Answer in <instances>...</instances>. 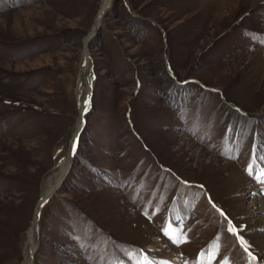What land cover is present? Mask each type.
I'll return each instance as SVG.
<instances>
[{"label": "rangeland", "instance_id": "1", "mask_svg": "<svg viewBox=\"0 0 264 264\" xmlns=\"http://www.w3.org/2000/svg\"><path fill=\"white\" fill-rule=\"evenodd\" d=\"M101 2L0 0V264L22 263L83 102L32 264H194L217 240L214 264H249L229 220L262 264L264 0H110L91 33Z\"/></svg>", "mask_w": 264, "mask_h": 264}, {"label": "bare ground", "instance_id": "2", "mask_svg": "<svg viewBox=\"0 0 264 264\" xmlns=\"http://www.w3.org/2000/svg\"><path fill=\"white\" fill-rule=\"evenodd\" d=\"M110 5V0H102L99 9H98V13L96 15V19H95V24L94 27L91 31H97L98 27L102 21V18L106 12V10L108 9V6ZM90 33V34H91ZM88 38V37H87ZM86 38V39H87ZM88 64H89V60H88V54H87V50L83 53V57H82V61H81V71L78 77V91L82 89L81 87V81L83 79V74L84 72L88 69ZM91 89V86H90ZM88 92V90L86 91ZM89 93H86V95ZM89 100V99H88ZM86 101V100H85ZM86 108V102H83L82 105H80L79 107V122H77V126L73 135V139L70 145L69 150L67 151L66 155L62 158V160L59 162L58 167H57V171L54 173V175L48 179L46 186L43 190V192L40 195V198L37 202V206H36V210L34 213V218L32 221V224L27 232V240H26V249L24 252V256H23V261L21 264H32V256L34 255V250L36 249V244L34 242V232L35 229L38 225V217H39V213L44 205V203L48 200V198L52 195V193L54 192V190L56 189L57 185L60 184V182L62 183L64 177L67 175V172L69 171V167H70V161L72 159L73 156V152L75 150L76 147V142L77 141V137L79 136V132L82 126V116L84 113V110ZM261 207L264 210V200L261 203Z\"/></svg>", "mask_w": 264, "mask_h": 264}, {"label": "snow or ice", "instance_id": "3", "mask_svg": "<svg viewBox=\"0 0 264 264\" xmlns=\"http://www.w3.org/2000/svg\"><path fill=\"white\" fill-rule=\"evenodd\" d=\"M247 170L249 175H253L254 169L252 165H249ZM255 171L256 174L254 178L258 182L264 183V168ZM213 207H215V205H213ZM217 210L219 211V209ZM221 215H223V213H221ZM227 223H228L227 231L237 236L241 247L248 254L249 264H254V262L257 260V257L253 255L252 252L249 251L248 242L244 240V238L240 235V230H238L234 225H232V222L230 220L227 221ZM164 231H165V235H167L169 239L172 240L173 243L179 245L181 243L186 242V236L182 235V230L180 229L175 230V234L170 233L167 229H164ZM219 254H220V245H219V240H217L214 242V245L210 246L208 249L200 253L199 258L197 259V261L194 262V264H214V261H216L217 256ZM135 264H168V262L152 260L145 253L141 251L136 254ZM219 264H230V261L228 258H221L219 260ZM262 264H264V262H262Z\"/></svg>", "mask_w": 264, "mask_h": 264}, {"label": "water", "instance_id": "4", "mask_svg": "<svg viewBox=\"0 0 264 264\" xmlns=\"http://www.w3.org/2000/svg\"><path fill=\"white\" fill-rule=\"evenodd\" d=\"M92 96V90H90V95H89V98ZM85 112H86V109H85V111H84V113H83V120H84V114H85Z\"/></svg>", "mask_w": 264, "mask_h": 264}]
</instances>
